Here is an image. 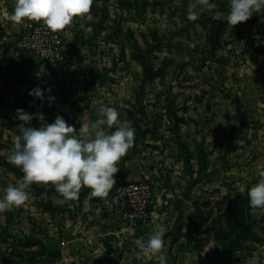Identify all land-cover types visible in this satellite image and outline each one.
I'll use <instances>...</instances> for the list:
<instances>
[{"label":"crops","instance_id":"0c3cea01","mask_svg":"<svg viewBox=\"0 0 264 264\" xmlns=\"http://www.w3.org/2000/svg\"><path fill=\"white\" fill-rule=\"evenodd\" d=\"M214 2L216 9L195 21L187 19L190 2L179 14L148 11L145 28L152 49L147 68H167V75L161 82H148L146 96L135 97L133 91L144 86L138 81L143 66L134 50L124 48L117 23L111 30L120 9L117 3L92 4L87 14L57 31L68 62L64 75L69 72L78 80L70 97L73 93L75 99L84 100L65 106L60 116L81 126L82 121H97L101 106L114 107L119 118L135 128V142L118 162L117 183L107 197H91L90 189L83 187L78 200L53 198L64 220L51 227L46 253L35 255L29 264H158L132 243L146 240L157 225L166 229L167 264H191L186 250L193 249L192 226L201 224L203 215H213L210 223L219 217L225 221L259 180L264 171V19L253 14L231 27L225 19L229 0ZM13 9L14 0L0 10L5 13L0 14V66L4 68L13 65L15 54L20 55L8 43L16 42L29 26L27 20L11 21ZM80 42L88 43L82 47ZM108 68L119 69L116 79L109 77ZM98 82L104 96L93 98L90 89ZM126 83L132 86L131 99L122 97ZM157 90L163 94L156 96ZM144 181L154 185L157 204L168 205L153 212L147 224L121 222L113 204L116 187ZM259 214L264 216V209ZM234 230L237 234L245 227L235 225Z\"/></svg>","mask_w":264,"mask_h":264},{"label":"rangeland","instance_id":"374dc122","mask_svg":"<svg viewBox=\"0 0 264 264\" xmlns=\"http://www.w3.org/2000/svg\"><path fill=\"white\" fill-rule=\"evenodd\" d=\"M9 1L12 0H0L1 11H4L7 6L9 7ZM97 1L114 2L120 7L119 13L113 17L114 24L111 26V30L114 31L117 23L118 27L121 28L120 33H123L121 38L124 48L134 50L137 61L143 66L139 72L138 81L144 83V86L139 89L134 87L133 91L135 97L146 96L147 88L145 86L148 82L154 80L161 82L167 75V68H147L148 51L152 49L148 43L147 29L145 28L147 13L155 10L168 16L179 14L180 9L186 8L187 4L193 0H93V5L98 4ZM172 7L173 9H171ZM105 11L103 12L105 13ZM0 14L3 16L5 13L1 12ZM255 14L264 19V9L255 12ZM4 18L6 19V17ZM27 23V25L40 24L34 21ZM135 24H140V26H134ZM77 26L76 24V28ZM81 26L83 27V25ZM179 28L182 29L183 27L180 26L177 30ZM23 29L24 27L20 28V30ZM24 30L21 34L24 33ZM261 31L264 33V25L261 26ZM137 34L138 37H136ZM79 36L81 41L84 40L81 34ZM87 43L80 42V46L83 47ZM9 44L15 50L16 42L11 40ZM16 55L17 58H12V66L8 65L6 68L0 66V192L9 184L15 185L22 182L23 178V172L8 162V156L14 149L13 137L18 134L16 127L21 123L15 118L16 110L23 109L30 114H43L46 122L52 123L57 115L62 114L65 106L84 101L82 98L75 99L77 96L73 93L72 98L70 97L69 91L73 87L74 90L76 86L78 87V80L76 77H70L69 72L66 73L67 76L64 75L65 73L58 74L31 56L25 55L21 61V56L24 54ZM108 69L109 77L114 79L119 69ZM126 69L129 71V68ZM82 76H87V74L84 73ZM176 76H178L177 73ZM103 79L97 78L98 81ZM127 80L129 79L127 78ZM99 82L90 89L93 98L104 96L99 87ZM37 86L45 90L44 100L29 95V91ZM124 88L125 93L122 97L131 99L132 86L127 85ZM47 89H51V91L49 92ZM150 91L154 94L153 89ZM157 92L156 96L163 94V91L157 90ZM49 96L55 97V101L51 104L48 101ZM86 98H88L87 93ZM85 106L86 109H90L88 104ZM95 107L98 109V106ZM84 110L82 109L81 112ZM70 125L77 128L78 133L80 125L76 122ZM32 126L38 128L40 121L34 119ZM28 192L29 199L24 205L0 213V264L7 262L9 264H29L32 257L36 258L37 256L38 258L45 254L47 251L45 241L50 239L51 227L57 223V220L60 223L61 220H64L63 210L53 205V198L56 197L58 200L62 197L55 191L54 186L32 184ZM238 203L240 204V217L238 215ZM238 203H236V208L234 207L236 215H234V211L230 212L232 214L225 218V221L219 217L210 223L213 215H203L202 223L192 226L194 229L193 237H195L191 240L193 249L186 250L191 264H252L253 261L255 264H264V248L259 246V244L264 245V216L259 214L260 209L253 210L249 207L247 195ZM245 215L248 216L246 221ZM242 216L245 217L244 221ZM235 225L241 228L245 227V230L236 234L234 232ZM57 243L59 242L57 241ZM58 245L55 246L59 247ZM36 249L38 251H35Z\"/></svg>","mask_w":264,"mask_h":264},{"label":"clouds","instance_id":"9594fccd","mask_svg":"<svg viewBox=\"0 0 264 264\" xmlns=\"http://www.w3.org/2000/svg\"><path fill=\"white\" fill-rule=\"evenodd\" d=\"M92 4L93 0H14L10 19L16 24L25 20L43 22L56 32L70 25L74 18L87 14ZM229 5L225 19L234 27L264 9V0H229ZM216 7L214 0H193L188 6L187 19L195 21ZM29 95L44 100L45 90L37 86ZM48 101L51 104L55 97L49 96ZM119 116L116 108L101 106L97 121L91 124L82 121L77 133V128L63 116L57 115L54 122L47 123L43 114L17 109L15 118L21 123L16 127L18 134L13 137L14 149L8 162L23 172V178L0 192V213L24 205L32 184H50L68 201L78 200L83 187L90 189L91 197H107L117 183L118 162L135 142V128ZM34 119L40 121L38 128L32 126ZM259 177L247 191L249 207L253 210L264 209V171ZM165 234V227L157 225L146 240L138 238L132 243L145 257H155L158 264H167L163 253ZM119 246L123 247V241Z\"/></svg>","mask_w":264,"mask_h":264},{"label":"built area","instance_id":"2783aa9c","mask_svg":"<svg viewBox=\"0 0 264 264\" xmlns=\"http://www.w3.org/2000/svg\"><path fill=\"white\" fill-rule=\"evenodd\" d=\"M16 50L41 61L58 74L67 71L60 36L44 24L29 25L16 41ZM113 204L119 220L132 225L147 224L153 212L168 205L157 204L154 185L145 181L118 184Z\"/></svg>","mask_w":264,"mask_h":264},{"label":"trees","instance_id":"16d2710c","mask_svg":"<svg viewBox=\"0 0 264 264\" xmlns=\"http://www.w3.org/2000/svg\"><path fill=\"white\" fill-rule=\"evenodd\" d=\"M234 231H236V230H234Z\"/></svg>","mask_w":264,"mask_h":264}]
</instances>
